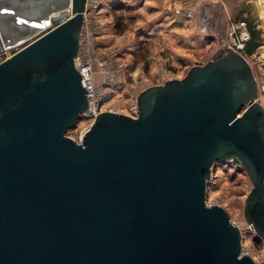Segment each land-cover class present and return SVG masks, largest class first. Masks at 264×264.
<instances>
[{
  "label": "water",
  "instance_id": "1",
  "mask_svg": "<svg viewBox=\"0 0 264 264\" xmlns=\"http://www.w3.org/2000/svg\"><path fill=\"white\" fill-rule=\"evenodd\" d=\"M87 3L0 0V264H256L207 203L216 163L239 165L253 185L245 220L264 240L252 66L224 45L142 91L137 118L100 114L79 143L68 132L90 109L75 64Z\"/></svg>",
  "mask_w": 264,
  "mask_h": 264
},
{
  "label": "rangeland",
  "instance_id": "2",
  "mask_svg": "<svg viewBox=\"0 0 264 264\" xmlns=\"http://www.w3.org/2000/svg\"><path fill=\"white\" fill-rule=\"evenodd\" d=\"M88 11L93 76L97 88L111 85L107 107L130 115L145 89L183 79L213 59L229 37V25L246 21L251 33L244 55L259 85L264 107V0H90ZM205 13V14H204ZM197 14V15H196ZM229 38V39H228ZM114 97V98H113ZM113 98V99H112ZM90 121L82 119L68 136L79 139ZM247 173L233 162H217L208 185L209 206L225 208L235 225L248 228L245 248L264 264V240L245 220L252 189ZM256 233V234H254Z\"/></svg>",
  "mask_w": 264,
  "mask_h": 264
},
{
  "label": "built area",
  "instance_id": "3",
  "mask_svg": "<svg viewBox=\"0 0 264 264\" xmlns=\"http://www.w3.org/2000/svg\"><path fill=\"white\" fill-rule=\"evenodd\" d=\"M91 4L93 3L92 2L90 3V0H88L86 12H85V22L81 33L80 51L75 59L76 67L82 76V83L87 90V96L90 102L89 112L82 116V119L83 118L86 120L88 119L90 123L88 127L82 130L81 136L79 137V139H77L79 143L83 141L85 134L91 128V126L94 124V122L96 121V119L100 114L105 112L119 113V111L107 107L106 104L110 101L114 91L111 88V85L109 84L97 88L93 76L94 70L91 59L92 55L90 53V55L87 56V47L90 44V30H92V28H90V30L89 29L87 30V24L89 22L87 15ZM93 5L98 6L96 4ZM67 13H69V15H72V10L71 9L67 10ZM229 31H230L229 33L230 39L228 38L229 40H227L224 45L231 48L235 52L241 54L249 62L247 57L244 55V52L247 50L248 44L251 42V33L249 31L248 23L246 21L230 23ZM138 112H139L138 104L135 103L132 106V110L129 116L137 118ZM252 227L253 226H249L250 228L249 230H253ZM239 228L243 236V254L252 256L256 261V264H260V262L257 261L255 256H253L245 248V235L247 233L248 228L247 229L245 228L244 232L240 226Z\"/></svg>",
  "mask_w": 264,
  "mask_h": 264
},
{
  "label": "trees",
  "instance_id": "4",
  "mask_svg": "<svg viewBox=\"0 0 264 264\" xmlns=\"http://www.w3.org/2000/svg\"><path fill=\"white\" fill-rule=\"evenodd\" d=\"M254 49H255V48H249V47H247L246 52H247L249 55H252V54L254 53Z\"/></svg>",
  "mask_w": 264,
  "mask_h": 264
},
{
  "label": "bare ground",
  "instance_id": "5",
  "mask_svg": "<svg viewBox=\"0 0 264 264\" xmlns=\"http://www.w3.org/2000/svg\"><path fill=\"white\" fill-rule=\"evenodd\" d=\"M10 52H11L10 50H5V53H6V55H7L8 58H10L12 56Z\"/></svg>",
  "mask_w": 264,
  "mask_h": 264
},
{
  "label": "crops",
  "instance_id": "6",
  "mask_svg": "<svg viewBox=\"0 0 264 264\" xmlns=\"http://www.w3.org/2000/svg\"><path fill=\"white\" fill-rule=\"evenodd\" d=\"M205 14V13H204ZM197 15V14H196Z\"/></svg>",
  "mask_w": 264,
  "mask_h": 264
}]
</instances>
